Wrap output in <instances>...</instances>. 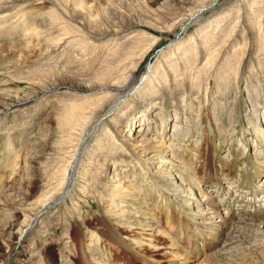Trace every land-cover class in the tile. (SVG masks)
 <instances>
[{
	"label": "rangeland",
	"instance_id": "1",
	"mask_svg": "<svg viewBox=\"0 0 264 264\" xmlns=\"http://www.w3.org/2000/svg\"><path fill=\"white\" fill-rule=\"evenodd\" d=\"M0 264H264V0H0Z\"/></svg>",
	"mask_w": 264,
	"mask_h": 264
},
{
	"label": "bare ground",
	"instance_id": "2",
	"mask_svg": "<svg viewBox=\"0 0 264 264\" xmlns=\"http://www.w3.org/2000/svg\"><path fill=\"white\" fill-rule=\"evenodd\" d=\"M213 3V2H212ZM211 4H208L207 6H202L201 8L195 10L191 15H189L188 17L191 18L190 21H188V17H183V18H180L178 21L176 20V23H178V25L180 27H182V25L185 24L186 26V22L187 24L189 25H192L196 22H198L201 17H203L204 13L206 12V10L210 7ZM214 4V3H213ZM185 26H183L182 28H184ZM187 28V26L185 27ZM185 30V29H184ZM112 34L111 32H106L105 35H110ZM129 38H132V37H129ZM127 40V39H126ZM126 40H123V41H116V42H112V43H109L108 45H113L114 47L116 48H120L121 46H123L125 44V42H128ZM117 49V50H118ZM130 78V76H129ZM128 78V79H129ZM114 86V85H112ZM127 87V86H126ZM126 87H122L123 90L126 89ZM117 88H121V87H117ZM116 88V89H117ZM131 88V87H130ZM129 88V89H130ZM118 105V102H112L109 109L107 111H105L106 113L105 114H109L110 112H113L116 110V107ZM120 106V105H119ZM117 111V110H116ZM113 114V113H112ZM102 117V116H101ZM90 118V117H89ZM107 119V118H106ZM105 124V123H104ZM105 126V125H104ZM84 128V127H83ZM102 129V128H101ZM81 131V130H80ZM88 134V133H87ZM84 135V137L80 138V135H79V139H81V141L79 142L77 148L73 149L74 151L78 150V147L80 146V144H82V148H83V151H86L87 150V147H88V142L90 140L91 137H93V135L96 134V130H94L93 132H91L90 134L88 135ZM78 143V142H77ZM80 153V152H79ZM83 154V152H81V154L78 156V159L75 158V160H73V155L70 159V161L68 162V168L75 163V161L77 160V165L76 168H75V174L73 175V179H71V181L69 182L67 188H64V184L66 183L67 181V175L64 176L62 182H61V185L59 186V188L63 187V189L61 190V192L58 194L60 195V198L63 197V196H68L69 193L71 192V190L73 189L74 185H75V182H76V177H77V172H78V167H79V163H80V160H81V155ZM60 198H57L56 196H48L46 199H44L42 201V207L40 209H38L37 211L33 212L32 213V216L31 218H29V220L27 221L26 225L22 228L20 234L21 236H25V235H29V233L32 231V229L34 228V226L36 225V222L38 221V217L40 216V214L44 213L45 211H48L49 209H51L52 207H55L56 204H59L61 203V200ZM38 218V219H37ZM31 219V220H30ZM37 219V220H36ZM240 235V234H239ZM20 236V238H21ZM248 242V241H247Z\"/></svg>",
	"mask_w": 264,
	"mask_h": 264
}]
</instances>
